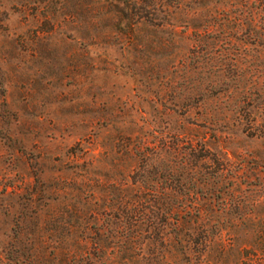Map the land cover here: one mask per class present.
I'll use <instances>...</instances> for the list:
<instances>
[{"label": "rangeland", "instance_id": "374dc122", "mask_svg": "<svg viewBox=\"0 0 264 264\" xmlns=\"http://www.w3.org/2000/svg\"><path fill=\"white\" fill-rule=\"evenodd\" d=\"M132 199L139 263L264 264V0H0V264H110Z\"/></svg>", "mask_w": 264, "mask_h": 264}, {"label": "trees", "instance_id": "16d2710c", "mask_svg": "<svg viewBox=\"0 0 264 264\" xmlns=\"http://www.w3.org/2000/svg\"><path fill=\"white\" fill-rule=\"evenodd\" d=\"M154 201L158 203L159 199H155ZM123 204V206H116L115 208L104 212V215L107 218V221H105V226L103 224L102 226L96 227L95 234L98 236L104 234L107 231L106 229L109 221L113 218L116 219L117 221L114 223H116V237H118V240L116 241V244L112 246V255L106 257V260H110V264L114 263L116 262L115 260H117V255L121 254V258L123 259L122 264H142L138 262V258L146 259V255L152 254L153 251L150 247L151 243L143 245L139 241V238H152L156 234V228L154 224H157L160 221H165V217L163 216L165 212L163 211L162 215L158 213H151L149 211L146 212L144 209H142V207H140L137 200L134 199L124 200ZM125 205H130V207L126 209ZM177 205L179 206L180 204L178 203ZM174 207L175 206H172L171 208L172 212ZM197 209L198 208H196L194 213L195 216H198L200 213ZM175 223H177L176 217ZM147 227H152L151 234L149 235H146L148 231ZM259 232L263 235L264 230H260ZM152 233H154L153 236ZM198 233L200 232H197V235ZM100 241L102 240L100 239ZM106 246L107 245H105L103 242H94L91 249L88 247L84 248L80 252L78 251L74 253L73 251V259L76 260L77 264H89V258L102 256Z\"/></svg>", "mask_w": 264, "mask_h": 264}]
</instances>
